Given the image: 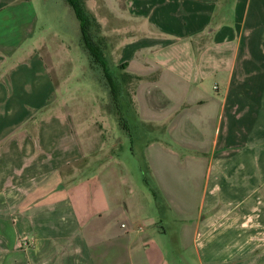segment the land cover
<instances>
[{
    "label": "crops",
    "instance_id": "obj_1",
    "mask_svg": "<svg viewBox=\"0 0 264 264\" xmlns=\"http://www.w3.org/2000/svg\"><path fill=\"white\" fill-rule=\"evenodd\" d=\"M38 3L0 0V264H264V0L134 2L150 37L119 64L157 198L112 157L119 137L49 109L63 74ZM182 186L198 208L173 204Z\"/></svg>",
    "mask_w": 264,
    "mask_h": 264
},
{
    "label": "rangeland",
    "instance_id": "obj_2",
    "mask_svg": "<svg viewBox=\"0 0 264 264\" xmlns=\"http://www.w3.org/2000/svg\"><path fill=\"white\" fill-rule=\"evenodd\" d=\"M97 1L98 4L96 6H87L85 4L84 6L96 20L92 29L93 36L95 41L100 44L104 56L109 62L111 73L122 91L123 100L128 106V109L124 110V114L129 122L131 134L123 130L119 124L110 85L101 66L85 48L80 23L67 0H39L38 3L40 30L41 33H44L46 43V48L42 54L50 64L51 69H53L50 63L51 58L46 50L54 51L51 55L53 56L54 54L57 59L52 58V61L54 60L55 62V68H59L57 72L61 71L63 74L61 76L60 73L61 77H57V98L59 101L49 109L54 111L53 108H56L57 110L55 111L58 112L59 110L61 113L66 111L75 112L78 115L77 119L81 120V123L85 125L83 127L88 128L91 125L99 131H104L105 126L107 131L105 133L102 131L100 142H103L102 140L112 141L114 138L119 137V142L122 143V146L114 149L113 152H117V154L112 155V157H116L130 167H127L129 170L128 174L133 179L135 187L146 192L148 190L145 183L147 165L143 156V147L147 137L143 134L140 136L139 119L133 114L132 103H130L132 102L136 83L134 80L127 84L124 83L122 74L125 69L122 70L119 63L120 61H125V63L134 62L133 49L137 46L148 44L150 37L148 26L150 22L142 21L141 25L145 26L147 31H145L146 33H138L139 24L133 22L134 20L130 15L136 0H105L106 3L102 0ZM224 1L227 2V0ZM125 9L129 11V14L126 13L124 15V20L126 21L116 16V11H124ZM121 28L123 34L121 33L118 36L116 30ZM119 49H122V51H119ZM55 51H57L56 54ZM150 135L153 137V134ZM154 137H164V134L157 132ZM109 155L105 147H103V152L98 154L101 158ZM174 165V171L179 173H184V169L188 166L186 162L180 164L177 162ZM99 171H101V167H98L96 171H91L89 174L102 173V171ZM195 171L198 170L195 169ZM147 178L152 180L151 173L148 174ZM65 186L67 188L69 184H65ZM182 189L185 190L187 188L185 186L181 187L173 204L181 203L185 205L186 202L189 204L187 206L198 208L201 196L192 190V194H186L185 192L180 194ZM72 198L77 204H85L86 198L84 196ZM163 202L165 204V201ZM89 204H92V202H89ZM168 245L171 253L183 251L171 240ZM187 252L193 254L195 252L194 247L189 248Z\"/></svg>",
    "mask_w": 264,
    "mask_h": 264
},
{
    "label": "trees",
    "instance_id": "obj_3",
    "mask_svg": "<svg viewBox=\"0 0 264 264\" xmlns=\"http://www.w3.org/2000/svg\"><path fill=\"white\" fill-rule=\"evenodd\" d=\"M69 5L73 8L77 19L80 22L81 26V33L82 38L84 41V46L90 53V55L95 59V61L101 66V68L104 71V75L107 79V82L110 85L111 94L113 97L114 105L116 108V116L118 117L119 124L125 130L127 133L131 134V129L129 126V122L125 117L124 110L128 109V106H126L124 100L122 91L119 88V84L117 80L113 77L109 62L106 60L104 56V52L101 49V46L99 43L95 41V38L93 36V26L94 22L96 21L92 15L88 13L86 10L84 4L81 0H67ZM122 70L126 69V66L121 67ZM124 83H128L131 80H133V76L128 74H122ZM131 103V102H130ZM145 183L150 188L151 192L153 193L154 197L157 198L156 192L154 188L152 187L151 181L147 177H145Z\"/></svg>",
    "mask_w": 264,
    "mask_h": 264
}]
</instances>
